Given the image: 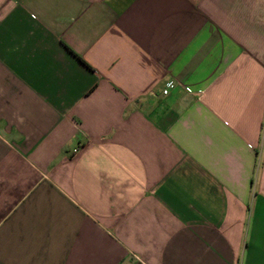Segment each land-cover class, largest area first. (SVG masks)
I'll return each mask as SVG.
<instances>
[{"label": "crops", "instance_id": "crops-1", "mask_svg": "<svg viewBox=\"0 0 264 264\" xmlns=\"http://www.w3.org/2000/svg\"><path fill=\"white\" fill-rule=\"evenodd\" d=\"M0 264H264V0H0Z\"/></svg>", "mask_w": 264, "mask_h": 264}, {"label": "built area", "instance_id": "built-area-1", "mask_svg": "<svg viewBox=\"0 0 264 264\" xmlns=\"http://www.w3.org/2000/svg\"><path fill=\"white\" fill-rule=\"evenodd\" d=\"M172 88H173V85L170 84V85L167 87V89H165V90L163 91V95H164V96H167Z\"/></svg>", "mask_w": 264, "mask_h": 264}]
</instances>
